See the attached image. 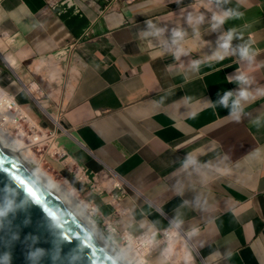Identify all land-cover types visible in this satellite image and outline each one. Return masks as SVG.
<instances>
[{
    "label": "crops",
    "instance_id": "1",
    "mask_svg": "<svg viewBox=\"0 0 264 264\" xmlns=\"http://www.w3.org/2000/svg\"><path fill=\"white\" fill-rule=\"evenodd\" d=\"M2 89L96 176L99 225L264 264V0H0Z\"/></svg>",
    "mask_w": 264,
    "mask_h": 264
},
{
    "label": "water",
    "instance_id": "2",
    "mask_svg": "<svg viewBox=\"0 0 264 264\" xmlns=\"http://www.w3.org/2000/svg\"><path fill=\"white\" fill-rule=\"evenodd\" d=\"M0 264H121L1 142Z\"/></svg>",
    "mask_w": 264,
    "mask_h": 264
},
{
    "label": "bare ground",
    "instance_id": "3",
    "mask_svg": "<svg viewBox=\"0 0 264 264\" xmlns=\"http://www.w3.org/2000/svg\"><path fill=\"white\" fill-rule=\"evenodd\" d=\"M11 98L2 90H0V142L11 151L15 156L22 160L27 166H29L34 172H36L56 193V195L67 205L73 216L85 226L90 233L96 238V240L104 246L112 255H114L121 264H129V258L134 255V258L137 261V264H143L142 258L137 257L138 248L136 245H126L124 248H119L117 244L112 243L106 234L100 229L96 221L92 218L88 208L79 200L77 195L74 193L73 188L66 181H56L49 174H47L43 169L38 165L31 156V151L26 145H23L22 142L16 139V137L10 134L9 129H6L3 126L4 120L7 124L16 122L19 117L26 115L29 116L21 109H16L17 112L20 111L21 114L18 116L16 113L10 111V105L12 104ZM28 124V122H25ZM32 124V122H31ZM25 135V132L23 133ZM32 139V144H40L42 141H48V136L44 133L41 136L37 132H34L32 136H28ZM54 147V146H53Z\"/></svg>",
    "mask_w": 264,
    "mask_h": 264
},
{
    "label": "built area",
    "instance_id": "4",
    "mask_svg": "<svg viewBox=\"0 0 264 264\" xmlns=\"http://www.w3.org/2000/svg\"><path fill=\"white\" fill-rule=\"evenodd\" d=\"M88 34H86L87 36ZM6 93V92H5ZM7 94V93H6ZM11 100L13 101L10 105V111L12 113H16V115H20L21 112L16 109H21V107L16 103L14 98L7 94ZM22 110V109H21ZM28 118L26 115L23 117H19V119L16 122L12 123V126L15 124L21 123L20 120L23 119L25 122H28L27 127L31 130V132H41L42 134H46L50 141L53 142L52 146L58 147L55 141V132L44 130L41 127H39L33 120L26 119ZM3 122V126L6 129H11V124H7L4 120H1ZM32 122V124H31ZM57 153L61 158H65V154L62 150L59 149ZM80 179H82L84 182H95L96 176L94 175L92 178L88 177V173L85 169H82L79 172ZM103 232L106 234V236L109 238V240L112 243H115L119 246H126V245H136L138 248V254L137 257L142 258L143 264H151L149 261V256L152 252L160 251L161 254L169 260L172 264H192V257H190V254L187 253L185 248V242H186V235L180 232L179 230L175 228H167L160 231L155 232H141L137 235L130 233L128 230H121L118 228L117 225H115L112 221V217L106 218L103 220L102 223ZM121 242V245L119 244ZM174 245H177L178 248L175 249L174 252L179 253V257L177 258L178 253L173 252ZM171 252V253H170Z\"/></svg>",
    "mask_w": 264,
    "mask_h": 264
},
{
    "label": "rangeland",
    "instance_id": "5",
    "mask_svg": "<svg viewBox=\"0 0 264 264\" xmlns=\"http://www.w3.org/2000/svg\"><path fill=\"white\" fill-rule=\"evenodd\" d=\"M20 122L21 123L12 126L9 131L12 136L16 137L19 143L22 142L23 145H26L29 148L32 155L31 157L38 162V164L35 165V167L39 165L43 169V171L49 174L56 181L68 182L69 185L73 188L74 193L77 195L79 200L84 204V206L88 208V211H90L92 218L96 221L97 211L91 201L92 191L88 183L80 179L79 178L80 175L77 173L75 169H73L69 165L68 161L64 160L59 156V154L57 153L58 147H53L52 141L48 140V141H42L40 144L37 143L32 144L31 143L32 139L30 137H27V135L32 136L33 132H31V130L33 129H29L23 119H21ZM24 132L25 135H23ZM38 135L41 136L42 133L39 132ZM96 223L98 224L100 229L103 230V228L101 227V225H99L97 221ZM119 244L121 245V242ZM117 246L118 249L124 248L123 246H119V245ZM175 253L177 254L178 252ZM178 257H179V253L177 255V258ZM165 259L168 260L167 258ZM129 264H137L134 255H132L129 258Z\"/></svg>",
    "mask_w": 264,
    "mask_h": 264
},
{
    "label": "clouds",
    "instance_id": "6",
    "mask_svg": "<svg viewBox=\"0 0 264 264\" xmlns=\"http://www.w3.org/2000/svg\"><path fill=\"white\" fill-rule=\"evenodd\" d=\"M3 90V89H2ZM4 91V90H3ZM5 92V91H4ZM102 227V226H101ZM103 231V230H102Z\"/></svg>",
    "mask_w": 264,
    "mask_h": 264
}]
</instances>
